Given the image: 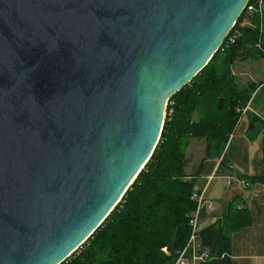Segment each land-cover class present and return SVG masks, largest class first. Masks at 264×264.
Listing matches in <instances>:
<instances>
[{"label": "water", "instance_id": "95a60500", "mask_svg": "<svg viewBox=\"0 0 264 264\" xmlns=\"http://www.w3.org/2000/svg\"><path fill=\"white\" fill-rule=\"evenodd\" d=\"M248 3L0 0V264L85 243Z\"/></svg>", "mask_w": 264, "mask_h": 264}, {"label": "trees", "instance_id": "16d2710c", "mask_svg": "<svg viewBox=\"0 0 264 264\" xmlns=\"http://www.w3.org/2000/svg\"><path fill=\"white\" fill-rule=\"evenodd\" d=\"M243 54L264 57V10L261 15L243 11L207 65L169 98L148 161L100 226L60 264H173L188 240L195 209V181L185 172V151L196 138L206 142V156L211 149L221 155L240 118L236 109L247 104L256 87L238 85L230 72ZM219 166L230 169L224 157ZM246 179L264 184V175ZM249 221V211L237 207L236 198L230 201L226 214L198 233L212 257L200 264H236L230 257L231 235Z\"/></svg>", "mask_w": 264, "mask_h": 264}, {"label": "crops", "instance_id": "0c3cea01", "mask_svg": "<svg viewBox=\"0 0 264 264\" xmlns=\"http://www.w3.org/2000/svg\"><path fill=\"white\" fill-rule=\"evenodd\" d=\"M230 72L238 85L256 86L249 99L252 110L240 113L232 131L225 156L230 169L221 170L219 153L211 149L206 156V142L194 138L185 151V172L194 179L196 189L207 185L204 198L212 209H203L201 228L222 218L230 201L236 198L237 207L249 211L250 221L231 235L230 257L236 264H264V184L246 179L264 175V57L240 55L230 65ZM227 176L235 179L228 183ZM236 179L249 184L242 188Z\"/></svg>", "mask_w": 264, "mask_h": 264}, {"label": "built area", "instance_id": "2783aa9c", "mask_svg": "<svg viewBox=\"0 0 264 264\" xmlns=\"http://www.w3.org/2000/svg\"><path fill=\"white\" fill-rule=\"evenodd\" d=\"M263 10H264V0H249V3L247 4L245 9L248 15H261ZM234 38L235 36H231L229 38V41L233 42ZM250 103L251 100H249L244 107L239 108L237 111L242 114L251 111L252 109L250 107ZM170 104L172 105V102H170ZM232 136L233 133H230L228 135V138L224 144L223 151L219 156L220 162L223 159V157L225 158L227 154ZM212 178H213V174L209 176L207 180L210 181ZM227 179H228V183H231V181L235 178H232L231 176H227ZM236 180H238L242 188L247 187L249 184L247 181L243 179H236ZM206 186L207 185L205 184L202 188L195 189L192 192L191 200L195 203V209L192 211L188 221V226L190 231L189 237L185 246L178 253V256L174 260L173 264H200L209 259H212L209 250L201 246V242L198 237V233L201 229L200 221H201L202 211L206 207L212 209L211 204L210 203L207 204V201L204 198ZM163 251L167 252L166 248H163Z\"/></svg>", "mask_w": 264, "mask_h": 264}, {"label": "rangeland", "instance_id": "374dc122", "mask_svg": "<svg viewBox=\"0 0 264 264\" xmlns=\"http://www.w3.org/2000/svg\"><path fill=\"white\" fill-rule=\"evenodd\" d=\"M238 110V108L236 109V111ZM238 112V111H237Z\"/></svg>", "mask_w": 264, "mask_h": 264}]
</instances>
